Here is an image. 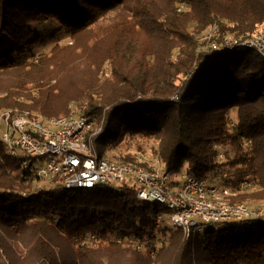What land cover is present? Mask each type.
Wrapping results in <instances>:
<instances>
[{"label":"trees","instance_id":"1","mask_svg":"<svg viewBox=\"0 0 264 264\" xmlns=\"http://www.w3.org/2000/svg\"><path fill=\"white\" fill-rule=\"evenodd\" d=\"M51 21L71 43L17 62ZM262 33L264 0H0V112L46 122L74 106L99 156L121 147L112 159L137 162L127 139L143 153L139 140H153L168 171L230 183L232 203L264 208V58L206 48ZM65 181L41 180L0 140V264H264V219L186 238L157 230L135 187Z\"/></svg>","mask_w":264,"mask_h":264},{"label":"built area","instance_id":"2","mask_svg":"<svg viewBox=\"0 0 264 264\" xmlns=\"http://www.w3.org/2000/svg\"><path fill=\"white\" fill-rule=\"evenodd\" d=\"M218 36L219 31L214 28L199 42ZM206 48L210 53L253 49L264 58V34L244 42L226 36L222 43L211 42ZM92 127L93 122L84 115L70 114L42 122L33 120L29 112L13 109L0 112V140L24 169L41 180L63 175L65 189L135 187L141 202L159 207L151 214L157 230L181 229L189 238L209 228L231 229L243 222L264 219V208L232 203L236 192L230 183L200 180L185 170L170 172L159 160L152 163L138 151V140L128 139L132 146L127 151L137 162L124 163L99 156L94 150L93 136H89ZM224 176L227 178L228 173ZM163 235L156 236L161 240Z\"/></svg>","mask_w":264,"mask_h":264},{"label":"rangeland","instance_id":"3","mask_svg":"<svg viewBox=\"0 0 264 264\" xmlns=\"http://www.w3.org/2000/svg\"><path fill=\"white\" fill-rule=\"evenodd\" d=\"M33 28L35 29V32H37V34L39 35V37L41 39L33 47L28 49L26 55H24V56L16 55L15 58H16L17 62H23L25 60L37 61L40 57L49 54L50 51L56 45L64 46V45L71 43L69 35L64 30H61L59 23H57L55 21H51L49 24L46 22H39V23L35 24L33 26ZM263 34L264 33H262L260 35H263ZM3 46L4 45H0V48H2ZM72 112L75 115H81L80 111L78 109H76V107H74V106L72 107ZM235 114H236V111L231 110L230 116L235 117ZM131 139H133V138H131ZM139 143H140L139 146H144V150H145L144 155L146 157H148L152 163L154 161H156V158H154L151 155V151H152L151 148L155 145L154 141L141 139V140H139ZM122 151H123V149L121 147H113L112 150H110L108 152L107 157L113 158L115 155L119 154ZM222 153H223L222 155L224 156V150ZM20 154L22 156L24 155L23 152H20ZM223 156H222V158H223ZM160 163H161V161H160ZM185 168H186V166H185ZM45 184L46 183H44V186H45ZM158 208L159 207L157 205H155V204L152 205V210L154 212H156V210H158ZM215 229H217V228H215ZM206 230H208V229H206Z\"/></svg>","mask_w":264,"mask_h":264},{"label":"water","instance_id":"4","mask_svg":"<svg viewBox=\"0 0 264 264\" xmlns=\"http://www.w3.org/2000/svg\"><path fill=\"white\" fill-rule=\"evenodd\" d=\"M215 53H219V54H220V53H223V52H221V51H216Z\"/></svg>","mask_w":264,"mask_h":264}]
</instances>
